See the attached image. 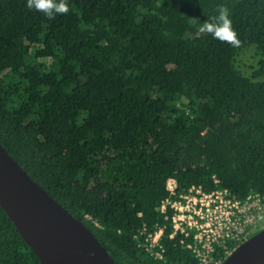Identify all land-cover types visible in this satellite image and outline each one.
I'll return each mask as SVG.
<instances>
[{
    "label": "trees",
    "instance_id": "trees-1",
    "mask_svg": "<svg viewBox=\"0 0 264 264\" xmlns=\"http://www.w3.org/2000/svg\"><path fill=\"white\" fill-rule=\"evenodd\" d=\"M66 2L49 18L0 0V144L118 264H194L160 210L168 180L264 193V0ZM220 6L234 40L199 30ZM166 224L163 262L135 233ZM0 264H40L1 206Z\"/></svg>",
    "mask_w": 264,
    "mask_h": 264
},
{
    "label": "water",
    "instance_id": "water-1",
    "mask_svg": "<svg viewBox=\"0 0 264 264\" xmlns=\"http://www.w3.org/2000/svg\"><path fill=\"white\" fill-rule=\"evenodd\" d=\"M0 206L40 264H118L85 223L33 180L1 144ZM222 264H264V229Z\"/></svg>",
    "mask_w": 264,
    "mask_h": 264
},
{
    "label": "built area",
    "instance_id": "built-area-1",
    "mask_svg": "<svg viewBox=\"0 0 264 264\" xmlns=\"http://www.w3.org/2000/svg\"><path fill=\"white\" fill-rule=\"evenodd\" d=\"M215 184L212 191L192 186L183 192L171 178L168 197L160 208L170 219L169 239L188 250L194 264H222L254 236L264 220V193L251 192L244 199H236L216 178ZM167 228V224L153 231L144 227L135 233L138 246L154 260L166 261L163 238Z\"/></svg>",
    "mask_w": 264,
    "mask_h": 264
},
{
    "label": "clouds",
    "instance_id": "clouds-1",
    "mask_svg": "<svg viewBox=\"0 0 264 264\" xmlns=\"http://www.w3.org/2000/svg\"><path fill=\"white\" fill-rule=\"evenodd\" d=\"M26 6L29 9H35L43 12L49 18H54L58 13H67L69 6L66 0H26ZM213 21L218 23H211L205 21L200 26V31L211 32L215 37L219 38L221 35L227 36L229 40L235 39V32L231 28L230 20L228 19L227 8L220 6L218 9V16L212 17Z\"/></svg>",
    "mask_w": 264,
    "mask_h": 264
},
{
    "label": "rangeland",
    "instance_id": "rangeland-1",
    "mask_svg": "<svg viewBox=\"0 0 264 264\" xmlns=\"http://www.w3.org/2000/svg\"><path fill=\"white\" fill-rule=\"evenodd\" d=\"M249 49H255L254 47L248 48L247 51L245 50V52L241 55V57L239 58L240 61V68L243 69V71H246V66L252 62V56L255 53L254 50H249ZM259 57L257 56L255 59V66L257 64ZM262 229H264V220L260 222L259 224V229L256 230L255 232H260Z\"/></svg>",
    "mask_w": 264,
    "mask_h": 264
},
{
    "label": "flooded vegetation",
    "instance_id": "flooded-vegetation-1",
    "mask_svg": "<svg viewBox=\"0 0 264 264\" xmlns=\"http://www.w3.org/2000/svg\"><path fill=\"white\" fill-rule=\"evenodd\" d=\"M256 231V230H255ZM257 234V232H254V235Z\"/></svg>",
    "mask_w": 264,
    "mask_h": 264
}]
</instances>
